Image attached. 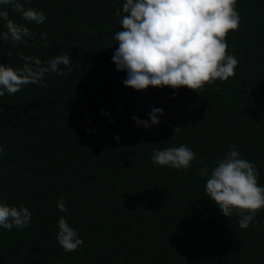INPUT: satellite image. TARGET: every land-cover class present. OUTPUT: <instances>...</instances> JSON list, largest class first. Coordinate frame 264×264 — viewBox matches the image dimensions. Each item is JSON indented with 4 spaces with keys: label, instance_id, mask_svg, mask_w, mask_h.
<instances>
[{
    "label": "trees",
    "instance_id": "1",
    "mask_svg": "<svg viewBox=\"0 0 264 264\" xmlns=\"http://www.w3.org/2000/svg\"><path fill=\"white\" fill-rule=\"evenodd\" d=\"M123 2L30 0L26 8L46 14L39 25L0 6L32 33L26 43L0 40V64L72 58L59 66L66 75H45L47 88L0 97V199L32 213L26 228H0V264H264V208L241 229L206 196L200 174L235 145L264 187V0H237L239 29L226 37L235 77L199 95L124 86L112 63ZM153 108L163 110L159 123L137 126L132 117L150 123ZM181 144L196 153L187 170L153 164L154 148ZM60 216L83 240L74 252L56 239Z\"/></svg>",
    "mask_w": 264,
    "mask_h": 264
},
{
    "label": "clouds",
    "instance_id": "2",
    "mask_svg": "<svg viewBox=\"0 0 264 264\" xmlns=\"http://www.w3.org/2000/svg\"><path fill=\"white\" fill-rule=\"evenodd\" d=\"M30 0H0V6H8L28 23L43 24L46 14L24 4ZM237 0H124L122 11L114 15L121 17V30L112 39L117 42L112 63L117 71L126 72L125 87L136 91L168 87L173 91L186 87L198 95L206 85L217 80L228 81L235 77L239 60L227 52L226 37L230 31L239 29L241 17L236 10ZM0 20L6 31L0 32V40L13 44L26 43L24 38L32 35L24 24L9 18V12L0 10ZM47 41V32L41 33ZM27 46V45H26ZM25 63L22 67L0 64V97L6 93L16 94L23 86L39 84L47 88L46 74L67 73L60 65L69 67L71 56L58 55L47 61L34 56L20 54ZM70 70V69H69ZM107 114V113H105ZM158 115L163 110L153 108L148 114L150 123L132 117L137 126L145 129L159 123ZM181 127L174 128V133ZM118 141L119 137H115ZM4 148L0 146V153ZM196 158L188 146L153 149L151 159L156 166L187 170ZM207 175L204 191L224 217L234 213L239 216L238 225L248 229L256 223L257 211L264 208V187L258 185L259 172L254 163L240 157L235 145L222 158L215 161L210 174L206 167L200 169ZM60 212H67L63 200L57 202ZM32 213L23 205L9 206L0 199V228L11 231L29 226ZM56 239L66 252H74L83 244L77 230L69 226L63 216L57 220Z\"/></svg>",
    "mask_w": 264,
    "mask_h": 264
}]
</instances>
